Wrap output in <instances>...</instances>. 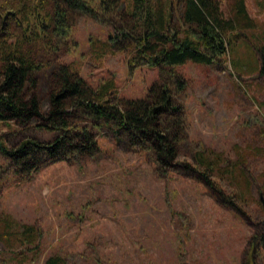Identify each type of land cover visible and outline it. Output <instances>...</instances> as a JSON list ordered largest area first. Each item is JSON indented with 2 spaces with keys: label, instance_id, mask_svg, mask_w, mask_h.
<instances>
[{
  "label": "rangeland",
  "instance_id": "1",
  "mask_svg": "<svg viewBox=\"0 0 264 264\" xmlns=\"http://www.w3.org/2000/svg\"><path fill=\"white\" fill-rule=\"evenodd\" d=\"M28 1L0 0V38L3 25L22 34L15 19L3 16L8 6ZM233 1L218 0L224 17H233ZM244 4L250 24L237 28L256 41L254 36L264 34V0ZM178 14L174 9L175 20ZM69 22L66 36L54 32L26 46L40 65L34 90L42 111L62 82L61 65L74 72L70 80L79 78L88 89L108 85L107 97L122 109L174 69L184 84L173 97L179 107L171 119L178 133L177 158L173 167L159 166L143 145L128 142L125 134L118 139L113 122L91 125L93 155L47 162L26 179L14 177L10 160L0 153V264H43L58 253L66 264H264L260 53L242 35L219 63L150 67L132 59L128 36L119 34L115 46L108 41L110 31L132 25L131 17L97 21L71 11ZM70 112L71 123L92 121L83 111ZM34 122L0 125V140L14 146L25 138H55V130ZM23 226L36 231L28 242L20 240Z\"/></svg>",
  "mask_w": 264,
  "mask_h": 264
},
{
  "label": "trees",
  "instance_id": "2",
  "mask_svg": "<svg viewBox=\"0 0 264 264\" xmlns=\"http://www.w3.org/2000/svg\"><path fill=\"white\" fill-rule=\"evenodd\" d=\"M120 1L123 10H118ZM174 9L179 13L176 20L185 25L181 29L176 25ZM233 10V17H224L218 0H29L16 8L8 6L3 20L10 15L22 34H12L4 25L1 27L5 36L0 38V125L28 126L35 121V126L56 133L49 142L25 138L18 145L8 146L0 140V153L10 160L13 176L26 179L47 162L93 155L96 150L93 126H102V122H113L118 139L125 134L128 142L143 145L163 168L173 167L177 158L178 133L176 121L172 123L171 119L179 113V107L173 104V97L175 90L182 89L184 84L174 69L168 79L160 78L162 84H153L144 98L131 99L122 109L107 97L108 85L96 91L88 89L79 78L70 80L74 72L61 65L65 71L62 82L49 93V109L43 112L34 90V71L40 65L26 48L27 44L54 32L66 36L70 31L71 11L97 21L113 15L123 19L127 15L133 19L132 25L123 31L117 29V33L110 31L108 41L115 46L119 34L128 36L135 51L132 59L139 58L150 67L175 68L186 61L219 63L236 49V39L243 35L254 52L260 53L261 69L264 68V42L257 41L264 34L254 36L256 41H253L237 28L241 22L250 24L244 0H234ZM71 109L83 111L92 121L71 123ZM203 162L201 157L196 159L200 166ZM185 167L192 172L198 170L195 165ZM207 169L206 163L204 170ZM200 173L210 184L207 173ZM35 232L32 226H23L20 240L30 241ZM261 241L264 243V232ZM43 264L66 263L58 253L48 256Z\"/></svg>",
  "mask_w": 264,
  "mask_h": 264
}]
</instances>
